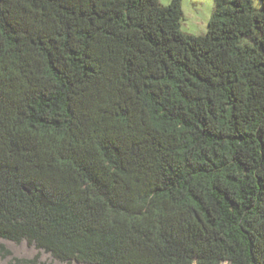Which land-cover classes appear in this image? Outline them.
I'll return each instance as SVG.
<instances>
[{
	"label": "trees",
	"instance_id": "16d2710c",
	"mask_svg": "<svg viewBox=\"0 0 264 264\" xmlns=\"http://www.w3.org/2000/svg\"><path fill=\"white\" fill-rule=\"evenodd\" d=\"M181 18V0H0L1 238L264 264V0H213L201 34Z\"/></svg>",
	"mask_w": 264,
	"mask_h": 264
},
{
	"label": "rangeland",
	"instance_id": "374dc122",
	"mask_svg": "<svg viewBox=\"0 0 264 264\" xmlns=\"http://www.w3.org/2000/svg\"><path fill=\"white\" fill-rule=\"evenodd\" d=\"M170 0H159L166 5ZM255 7H259V0H252ZM182 18L181 29L191 34H201L206 31L207 21L212 13L213 0H181ZM0 244L8 251L0 254V264H10L13 258H33L38 256L39 260L52 264H86L75 260L61 261L53 258L52 255L38 248L34 243L26 240L15 242L0 237ZM222 264H226L223 262Z\"/></svg>",
	"mask_w": 264,
	"mask_h": 264
}]
</instances>
